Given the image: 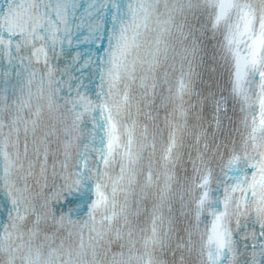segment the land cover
Wrapping results in <instances>:
<instances>
[{
  "label": "snow or ice",
  "instance_id": "snow-or-ice-1",
  "mask_svg": "<svg viewBox=\"0 0 264 264\" xmlns=\"http://www.w3.org/2000/svg\"><path fill=\"white\" fill-rule=\"evenodd\" d=\"M0 264H264V0H0Z\"/></svg>",
  "mask_w": 264,
  "mask_h": 264
}]
</instances>
